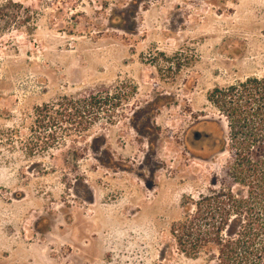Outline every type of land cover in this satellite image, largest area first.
<instances>
[{"label": "rangeland", "instance_id": "obj_1", "mask_svg": "<svg viewBox=\"0 0 264 264\" xmlns=\"http://www.w3.org/2000/svg\"><path fill=\"white\" fill-rule=\"evenodd\" d=\"M16 1L0 264H264V129L250 141L210 100L264 76V0ZM220 194L240 206L218 236ZM207 206L208 243L187 254L175 226Z\"/></svg>", "mask_w": 264, "mask_h": 264}, {"label": "trees", "instance_id": "obj_2", "mask_svg": "<svg viewBox=\"0 0 264 264\" xmlns=\"http://www.w3.org/2000/svg\"><path fill=\"white\" fill-rule=\"evenodd\" d=\"M29 11V9L24 8L21 2L7 0L0 6V26L20 25L22 23L20 21L21 17L28 18L30 15ZM210 100L225 116L230 130L247 132L250 141L256 139L255 130L259 131V127L264 129V76L261 78H247L245 81L238 82L227 88L216 89L211 93ZM261 140L262 144H264V136H262ZM261 155L264 156V152H260ZM223 196H226L228 201L222 199ZM216 203L215 213L222 215V221L217 222L218 224H212V226L213 229H216L219 236L224 229H227L228 224L226 221L230 219L231 213L236 215L239 213L240 202L235 200L232 194H220L216 197ZM211 208L212 206H207L204 209L200 208L194 215L190 208H186L185 218L176 224L174 230L175 239L187 254H194L198 248H204L208 243V231L206 227V231L202 227L206 226V222L209 223V215L214 220V215L210 211ZM197 221L201 222V224H197ZM260 227V224L257 225L258 229ZM196 228L198 232H196ZM234 233L237 234V232ZM231 250H235L234 246L231 247Z\"/></svg>", "mask_w": 264, "mask_h": 264}]
</instances>
